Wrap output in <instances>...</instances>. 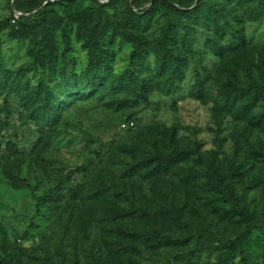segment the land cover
<instances>
[{
	"label": "rangeland",
	"instance_id": "rangeland-1",
	"mask_svg": "<svg viewBox=\"0 0 264 264\" xmlns=\"http://www.w3.org/2000/svg\"><path fill=\"white\" fill-rule=\"evenodd\" d=\"M0 264H264V0H0Z\"/></svg>",
	"mask_w": 264,
	"mask_h": 264
},
{
	"label": "trees",
	"instance_id": "trees-1",
	"mask_svg": "<svg viewBox=\"0 0 264 264\" xmlns=\"http://www.w3.org/2000/svg\"><path fill=\"white\" fill-rule=\"evenodd\" d=\"M46 4H49L47 2ZM183 12L190 14L194 10L192 9H183ZM48 11L44 8H38L35 11H30L28 14H22L20 16L19 21L17 23L21 24V26L29 32H32L42 26L46 20L49 19ZM94 37H97V32H93ZM98 39V38H97ZM97 39L95 41H97ZM166 58L172 62L173 55L170 51L165 52ZM224 94L226 96V109L237 119L246 118L248 113L252 111L255 105V100L248 103L246 100L252 98V92L250 89L246 88H239L234 82L229 81L224 89ZM191 150H181L176 151L171 154L163 155L156 158V165L155 169L159 172H168L170 171L174 165L178 162L183 161L189 157L191 154ZM208 168L209 171L206 173L203 172H195L198 176H206L212 180H215L217 183L222 185L225 188H228L229 185L226 184L225 177L216 172L213 168V165L210 161H208ZM238 199L235 198L234 206H235V213L248 217L249 220L254 224L255 219L254 216L249 212V210L240 208L238 203ZM233 213L232 216L235 214ZM225 217H228V214H225ZM250 229V227L248 228ZM232 263V262H231Z\"/></svg>",
	"mask_w": 264,
	"mask_h": 264
}]
</instances>
